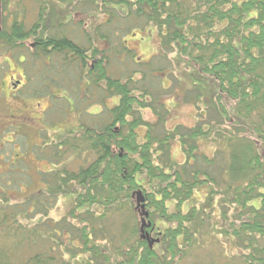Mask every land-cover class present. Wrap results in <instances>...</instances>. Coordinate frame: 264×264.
I'll use <instances>...</instances> for the list:
<instances>
[{
	"label": "trees",
	"instance_id": "1",
	"mask_svg": "<svg viewBox=\"0 0 264 264\" xmlns=\"http://www.w3.org/2000/svg\"><path fill=\"white\" fill-rule=\"evenodd\" d=\"M1 1L9 13L12 0ZM27 1L36 5V22L28 26L19 14L12 25L4 19L0 51L30 49L32 39L36 57L76 49L83 60L90 48L71 36L73 11L84 32L87 20L96 24L89 47L124 27L132 36L142 21L145 30L157 32L160 57L177 53L175 59L201 78L195 83L201 95L212 91L204 106L218 119L158 134L162 114L156 113V124L140 115L154 105L133 95L131 80H117L96 65L98 82L107 81L121 100L107 111L106 123L51 141L56 151L49 159L58 166L45 172L40 193L12 201L0 184V264H206L207 248L227 257L223 264H264V0H19ZM92 54L109 64L97 46ZM201 141L217 143L212 158L197 154ZM175 142L183 164L173 158ZM76 152L87 159L80 157L83 164L71 170L66 156ZM199 160L207 167H197ZM205 188V200L183 213V204ZM139 191L152 222L146 231L159 240L153 248L141 238L133 197ZM59 200L72 208L55 220L50 212ZM227 247L240 254L230 257Z\"/></svg>",
	"mask_w": 264,
	"mask_h": 264
},
{
	"label": "rangeland",
	"instance_id": "2",
	"mask_svg": "<svg viewBox=\"0 0 264 264\" xmlns=\"http://www.w3.org/2000/svg\"><path fill=\"white\" fill-rule=\"evenodd\" d=\"M20 4L21 2H19V0H12L10 12L13 14L6 12L8 14L7 22H13L15 15L19 14L21 19L25 21L28 26H31L36 22L38 15L35 8L36 5L31 1H27L24 5L21 4V6ZM62 14H64V12H62ZM12 15L13 17H11ZM73 16L74 20L69 24L71 36H75V41L80 44V46H86L89 48L88 40L90 36H93L90 31L96 28V24H91L89 20H87L86 25L88 30L84 32L83 26H80L81 28L78 27L80 20L79 12L77 13L73 11ZM141 25L143 28L134 29V32H132L134 35L132 36L129 32V28L124 27L121 29L118 36L111 35L110 41L96 42V46L99 50H102L103 52L105 51L106 56L109 58V64L105 58V61L101 60L103 63H101V65L99 64V66L101 67L106 63V71L110 77L122 82H129L131 80L132 87L134 88L133 95L139 97L140 101H148V103L154 105L153 108L149 107L140 109L142 119L148 123L156 124L159 120L156 113H159V115L162 114L165 123L158 128V131L156 129L158 134L163 133L164 131H172L178 126L192 129L200 123L206 125L207 122L215 121L216 118L218 119L214 109H209V111H207L204 106L208 101H212V95H210L212 94V91H209V93L204 91L201 95V89L195 85L198 81L200 82L201 78L192 76V68L188 67L186 63H179L177 59H175V57L178 56L177 53L168 54L169 60L162 59L160 55H163V52L161 51L157 32L151 34L149 31L152 30L151 28L145 30V24L144 22L142 23V21ZM33 42L34 41L30 39L26 46L31 48ZM27 49L28 48L13 51H0V56H2L1 54L3 53L5 56L4 59L10 61L9 64L5 62L2 65L0 73H7L8 69L6 68L8 65H11L15 72L21 74V70L18 66L19 57L17 56L25 54L28 55V59L31 63L22 65V69H25L26 72L30 73L32 76V79H28V83L39 85L38 82H41V77L44 71H48L50 75L53 74V77L59 80V76L57 75V63L62 57L53 55L50 64L44 68V61L34 62L33 65L31 60L33 57L35 58V55L31 57V55L28 54L29 51ZM22 50H24V53H21ZM99 58L100 57L93 60L99 61ZM67 69L69 70L63 77H66V84L71 85L73 81L72 76L76 73V78H78L80 70L76 68V66L72 67L71 65ZM145 92L148 93L147 99L144 98ZM9 102L0 101V142L2 145L6 143L5 148H0V184L7 189V194L12 201H24L29 196H32L35 193H40L46 188L43 175H45L46 171H51L52 168L58 164L55 159H49L50 155H48L52 151H56L55 147H46V145H48L53 139L58 138L56 133L63 130V122H71L72 124L76 115L67 113L66 111L69 107L62 103V101H51L52 106L50 107L51 109L46 117V122L44 123L47 132H43L42 137L37 135L34 130L22 129L17 133L16 130L6 129L5 126L9 124L7 122L9 118L7 115L19 113L20 102ZM25 102L28 103L30 101ZM118 102L119 101H109L108 105L111 107L118 104ZM76 103H78V101H76ZM47 107L48 106H45L44 108ZM81 107H83V110L91 111L89 110L88 105ZM8 108H11L13 113H11ZM102 110L104 111L103 114L99 116L96 121L92 122L89 115L83 116L81 121H83V124L93 126L98 123L101 125L106 123L109 118V113H107L108 108L103 107ZM166 111H168V113ZM68 126L71 127L70 125ZM73 129H75V127ZM206 129L208 128L206 127ZM138 132L140 140H143L146 134V129L141 127L138 129ZM35 145L41 146L38 147ZM198 145L199 149L197 154L200 156L212 158L218 149L217 143L215 144L212 141H201ZM39 150L44 151L40 152ZM172 154L173 158L179 164L185 162L186 157L180 142L172 144ZM86 155L82 156L78 153L67 155L66 159L69 161V169H79L83 164L84 159H87ZM195 165L197 167H201L202 165L207 167L202 160H199ZM217 166H219V164H217ZM15 181H17L19 186ZM8 183H11L10 186L6 185ZM207 193L208 191L205 188L195 195V199L183 204V213H188L196 202L200 204L204 201ZM134 201L136 205V197L134 198ZM168 206L171 211L176 210L174 204L169 203ZM71 208L72 206L70 202L59 200L53 205L50 216L55 220H60L68 214ZM146 211L149 210L146 208ZM138 213L139 223L142 224L140 212ZM147 221L151 222L149 219ZM147 231L149 232V230ZM75 244L79 245V242L77 241ZM162 252L163 251H161V253ZM227 253L230 257H234L236 253L240 254L239 251L237 252L231 247H227ZM202 256H205L206 264H213L215 259L218 260L215 264H223L227 260V257L224 256V261L218 252L212 248L204 250ZM190 261V259H187L184 264H190Z\"/></svg>",
	"mask_w": 264,
	"mask_h": 264
},
{
	"label": "flooded vegetation",
	"instance_id": "3",
	"mask_svg": "<svg viewBox=\"0 0 264 264\" xmlns=\"http://www.w3.org/2000/svg\"><path fill=\"white\" fill-rule=\"evenodd\" d=\"M13 14V13H9ZM7 13L2 9V27L3 21L7 18ZM13 17V15L11 16ZM12 25L13 22L9 23ZM95 38V37H94ZM94 43H92V47H89V52H85L84 58L77 55V50L75 51H67V52H54V54H47L46 52L42 53L40 57H36V44L33 42L31 44V48L27 49L29 51L28 54L35 58H32V63L34 62L44 61L46 68L51 61L53 55H57L58 57H62L61 60L57 63V75L59 76V80L53 77V74H49L48 71H44L41 77V82H38L39 85L28 83V79H32L30 73L26 72L25 69H22V65L31 64L29 61L28 55L21 54L18 60V66L21 70V74L15 72L11 65H8L6 69L8 72L0 73V101H19L20 108L18 110V114L7 115L8 123L5 128L16 130L17 133L22 129L26 130H34L37 135L42 137L43 132L46 131V126L44 123L46 122V117L50 111V107L52 106L51 101H62L69 108L67 109V113L76 115L73 125L71 122H63V130H60L56 133L58 138H64L70 136L77 132L83 125V116L89 115L91 117V121H96L103 114V107L108 108V110L112 109L113 106L109 107V101H120V97L115 95L114 89L109 87V83L107 81L98 82V73L96 70V65L99 66L103 63L101 60L95 61L94 55L92 54L93 48L96 47L97 39H93ZM24 53V50L21 51ZM35 53V54H34ZM0 56V68L2 65L6 63H10L7 59H4L3 53ZM76 66L80 71L78 78H76V73L72 76V83L66 84L65 73L69 70V66ZM106 63L102 65L100 68H106ZM43 69V68H42ZM30 101V102H25ZM78 101V103H76ZM102 101V102H98ZM10 103V102H9ZM89 106V110H83L81 106ZM48 106L47 108H44ZM9 107V106H8ZM11 113L13 110L8 108ZM6 117V116H5ZM70 125L71 127H69ZM97 126V125H95ZM75 127V129H73ZM50 134V132H49ZM50 136V135H49ZM58 138L54 139L55 142L58 143ZM15 141V140H13ZM12 142V141H11ZM62 141L60 140L59 143ZM9 143V142H8ZM15 143V142H13ZM5 145H2L0 142V148H5ZM41 146V145H35ZM52 146V142L48 143L46 147ZM45 149V146H44ZM40 151V150H39ZM44 150L40 151L43 152ZM49 172V171H48ZM152 236L155 238V230L152 232Z\"/></svg>",
	"mask_w": 264,
	"mask_h": 264
},
{
	"label": "water",
	"instance_id": "4",
	"mask_svg": "<svg viewBox=\"0 0 264 264\" xmlns=\"http://www.w3.org/2000/svg\"><path fill=\"white\" fill-rule=\"evenodd\" d=\"M2 32V1L0 0V33ZM133 197H136V209L140 212L141 216V238L143 240H147L149 242V245L151 248L156 243H159V240H154L150 238V234L146 231L147 229L151 228L152 225L147 220L149 219V212L146 211V198L142 191H139L133 195ZM154 229V228H153Z\"/></svg>",
	"mask_w": 264,
	"mask_h": 264
}]
</instances>
